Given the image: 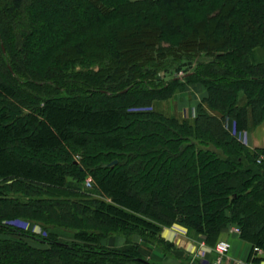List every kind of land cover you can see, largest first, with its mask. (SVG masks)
I'll return each instance as SVG.
<instances>
[{"label":"trees","instance_id":"trees-1","mask_svg":"<svg viewBox=\"0 0 264 264\" xmlns=\"http://www.w3.org/2000/svg\"><path fill=\"white\" fill-rule=\"evenodd\" d=\"M259 50L264 0H0V264H151L173 225L264 250V148L226 128L264 121ZM188 85L191 122L156 109Z\"/></svg>","mask_w":264,"mask_h":264},{"label":"crops","instance_id":"crops-1","mask_svg":"<svg viewBox=\"0 0 264 264\" xmlns=\"http://www.w3.org/2000/svg\"><path fill=\"white\" fill-rule=\"evenodd\" d=\"M196 91H198L199 96L201 95V99L199 97L194 98L192 107L190 105L193 111L190 115L191 118L195 113L194 108L206 95L202 87L197 86ZM226 128L248 149L264 148V121L250 132L237 133L232 121H227ZM232 229L224 230L218 238L230 244V250L222 259L221 264H264V250L253 249L250 243L241 240ZM160 237L164 245L162 248H151V257L147 258L151 264H213L216 258L212 250L213 246H208L202 235L190 234L178 225L164 228ZM124 242L125 239L123 238L113 237L104 240L103 246L118 248ZM133 242L138 243L140 241L138 238H134Z\"/></svg>","mask_w":264,"mask_h":264},{"label":"rangeland","instance_id":"rangeland-1","mask_svg":"<svg viewBox=\"0 0 264 264\" xmlns=\"http://www.w3.org/2000/svg\"><path fill=\"white\" fill-rule=\"evenodd\" d=\"M137 38H130V42L133 43L134 41H136ZM256 57L257 60H261L264 59V51L259 50L256 52ZM178 76H181V74H178ZM198 94V95H197ZM199 97V99H201V95L199 96L198 91H196V86L193 85H188L186 86V89L183 93L177 94L176 97L174 99H170L168 101H163V102H159V104L156 106V109L158 111H161L162 113L166 114V115H174L180 119L183 120H187L190 121L194 119L195 117V113L193 118L190 117V115L193 113L191 107L193 104V100L194 98ZM201 102V101H200ZM191 105V107H190ZM79 107L80 111V105H77ZM198 106V105H197ZM197 106L194 108V111L196 112V108ZM75 108V107H74ZM77 108V107H76ZM60 116L58 118H60V122L59 121H54L52 122L51 125H49V129L51 130V132L53 133V136L56 137L57 135H64L67 130H65L67 127H74V126H78V125H83L86 126L87 128H98L100 127L103 122L100 119L95 120L93 123H90L87 119L88 117L85 118L84 115L74 119V120H70L71 117H75L73 115V113H70L69 111L65 113L64 110H61L60 112ZM67 113H70L69 115ZM84 117V118H83ZM234 135V134H232ZM235 136V135H234ZM90 179L91 180V186H92V178L91 177H87L86 179ZM85 179V181H86ZM91 186H85L84 183V188L87 190L91 189ZM11 222V221H10ZM9 223V222H7ZM9 225L15 226L19 229H22L24 231L30 232L32 234L35 235H44V232L41 231L40 227L36 224H32L26 221H19V220H14L12 221V223H9ZM61 242L63 241H69L66 238H61L60 239ZM28 243L36 248H45V245H42L40 243H37L35 241L32 240H28Z\"/></svg>","mask_w":264,"mask_h":264},{"label":"built area","instance_id":"built-area-1","mask_svg":"<svg viewBox=\"0 0 264 264\" xmlns=\"http://www.w3.org/2000/svg\"><path fill=\"white\" fill-rule=\"evenodd\" d=\"M181 74V73H180ZM85 186H91V180L88 178L85 181ZM234 233L239 234V230L237 228L232 229ZM213 252L216 255V258L213 264H221L222 259L226 256V254L230 250V244L225 240H219L214 247L212 248ZM258 250V249H256Z\"/></svg>","mask_w":264,"mask_h":264},{"label":"water","instance_id":"water-1","mask_svg":"<svg viewBox=\"0 0 264 264\" xmlns=\"http://www.w3.org/2000/svg\"><path fill=\"white\" fill-rule=\"evenodd\" d=\"M115 162H113L112 164H114Z\"/></svg>","mask_w":264,"mask_h":264}]
</instances>
